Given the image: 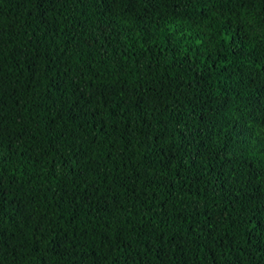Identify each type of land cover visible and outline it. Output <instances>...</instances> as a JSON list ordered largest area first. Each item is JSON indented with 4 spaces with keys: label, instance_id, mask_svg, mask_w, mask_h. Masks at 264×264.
<instances>
[{
    "label": "trees",
    "instance_id": "1",
    "mask_svg": "<svg viewBox=\"0 0 264 264\" xmlns=\"http://www.w3.org/2000/svg\"><path fill=\"white\" fill-rule=\"evenodd\" d=\"M0 264H264V0H0Z\"/></svg>",
    "mask_w": 264,
    "mask_h": 264
}]
</instances>
